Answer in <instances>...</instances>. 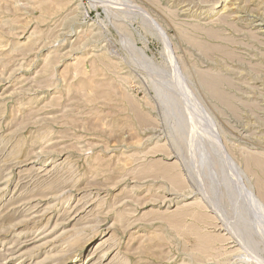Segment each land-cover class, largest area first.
I'll use <instances>...</instances> for the list:
<instances>
[{
	"label": "rangeland",
	"instance_id": "374dc122",
	"mask_svg": "<svg viewBox=\"0 0 264 264\" xmlns=\"http://www.w3.org/2000/svg\"><path fill=\"white\" fill-rule=\"evenodd\" d=\"M89 261L264 264V0H0V264Z\"/></svg>",
	"mask_w": 264,
	"mask_h": 264
},
{
	"label": "bare ground",
	"instance_id": "6f19581e",
	"mask_svg": "<svg viewBox=\"0 0 264 264\" xmlns=\"http://www.w3.org/2000/svg\"><path fill=\"white\" fill-rule=\"evenodd\" d=\"M69 170V169H68ZM53 173V172H52ZM52 175V174H51ZM30 176V175H29ZM60 176V175H59ZM64 177V176H63ZM30 178V177H29ZM61 178V177H60ZM54 179H57V177L56 178H54ZM51 181V180H50ZM53 181V180H52ZM57 181H58V179H57ZM57 181H55V182H57ZM43 182V181H42ZM59 182V181H58ZM57 182V183H58ZM50 183V182H49ZM53 182H51V184H52ZM47 184V183H46ZM62 184V183H61ZM55 185H56V183H55ZM50 187V186H49ZM58 187V186H57ZM52 188V187H51ZM31 191V190H30ZM98 195V194H97ZM97 198V197H96ZM84 205V204H83ZM38 209V208H37ZM76 209V208H75ZM91 211V208H90V210L88 211V212H90ZM89 217V216H88ZM77 219V218H76ZM93 220V219H92ZM110 238H113V234L111 233V235L109 236V239ZM107 239V238H106ZM104 239L102 242H100L99 243V246H100V248L102 247V245L103 244H105L109 239ZM111 240V239H110ZM112 241H113V239H112ZM109 243V242H108ZM115 245V244H114ZM97 247V246H96ZM112 247V246H111ZM109 248V247H108ZM99 249V248H98ZM105 250V246L104 247H102L101 248V250H100V252H102L101 253V255H99V257L97 258V259H99V258H101L102 257V259L104 258V256L107 254V253H105V252H103ZM109 250V249H108ZM107 251V250H106ZM95 253V252H94ZM119 253V252H118ZM93 254V253H92ZM97 259H95V260H97ZM91 260V259H90ZM121 260V259H120ZM93 262V261H92ZM100 262V261H99ZM88 264L90 263V261L89 262H87ZM98 262L97 261H95L93 264H97Z\"/></svg>",
	"mask_w": 264,
	"mask_h": 264
}]
</instances>
